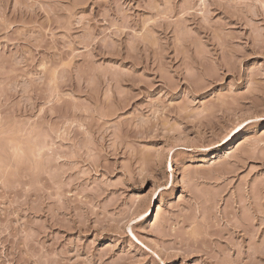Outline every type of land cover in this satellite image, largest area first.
Instances as JSON below:
<instances>
[{
    "label": "rangeland",
    "instance_id": "rangeland-1",
    "mask_svg": "<svg viewBox=\"0 0 264 264\" xmlns=\"http://www.w3.org/2000/svg\"><path fill=\"white\" fill-rule=\"evenodd\" d=\"M0 264H264V0H0Z\"/></svg>",
    "mask_w": 264,
    "mask_h": 264
},
{
    "label": "bare ground",
    "instance_id": "bare-ground-1",
    "mask_svg": "<svg viewBox=\"0 0 264 264\" xmlns=\"http://www.w3.org/2000/svg\"><path fill=\"white\" fill-rule=\"evenodd\" d=\"M149 211V210H148Z\"/></svg>",
    "mask_w": 264,
    "mask_h": 264
}]
</instances>
